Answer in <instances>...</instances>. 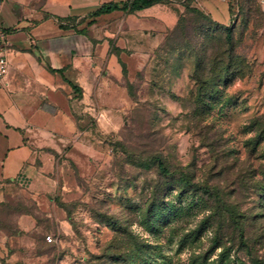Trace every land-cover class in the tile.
<instances>
[{"label":"rangeland","instance_id":"rangeland-1","mask_svg":"<svg viewBox=\"0 0 264 264\" xmlns=\"http://www.w3.org/2000/svg\"><path fill=\"white\" fill-rule=\"evenodd\" d=\"M260 1L160 0L155 13L170 28L161 25L159 34L129 31L124 16L110 21L126 29L102 34L144 53L145 66L122 81L124 110L111 112L102 128L87 121L98 137L80 143L86 153L71 190L39 205L29 192L8 187L0 203V264H264V196L253 183L255 174L263 177L264 144L247 131L264 114ZM208 4L228 5L227 25L204 10ZM225 28L249 66L242 79L199 104L192 97L196 56H210V42ZM158 158L170 177L160 174ZM190 178L192 186L181 189ZM233 207L257 216L246 223L248 247H238L236 230L224 223Z\"/></svg>","mask_w":264,"mask_h":264},{"label":"crops","instance_id":"crops-1","mask_svg":"<svg viewBox=\"0 0 264 264\" xmlns=\"http://www.w3.org/2000/svg\"><path fill=\"white\" fill-rule=\"evenodd\" d=\"M129 1L0 0L9 62L0 84V203L10 186L29 192L39 205L71 190L78 157L86 153L80 143L98 137L87 121L102 128L111 112L124 110L122 81L145 66V54L131 53L102 31L126 29L124 22L110 24L123 16L131 32L159 34L162 25L155 13L159 4L129 12L124 9ZM112 6L116 9L103 12ZM204 8L228 24V5ZM168 28L163 21L162 30Z\"/></svg>","mask_w":264,"mask_h":264},{"label":"trees","instance_id":"trees-1","mask_svg":"<svg viewBox=\"0 0 264 264\" xmlns=\"http://www.w3.org/2000/svg\"><path fill=\"white\" fill-rule=\"evenodd\" d=\"M160 3V0H132L124 4V9L129 12H134ZM114 9H116L114 6L106 7L103 9V12H111ZM193 12L199 16L205 17L199 9L195 8ZM225 30L226 34L223 37L224 39L214 38V41L210 42L216 45L215 49L212 48V54L210 56L206 55L201 57L199 54L196 56L195 83L198 85V92L196 95L192 94V97L195 98L196 102L199 104L206 103V99L213 97L215 92H219L220 88H228L235 80L242 79L245 76L244 69L249 66V62L246 58L236 54L233 30L228 28H225ZM174 33H176V31H174ZM247 131L255 135L257 145L264 144V114L254 117L247 125ZM156 162L162 176L170 177L173 174L165 161L161 158L156 159ZM258 176V174H255L253 178L254 193L262 197L264 196V173L261 179H259ZM191 183V178L187 180L184 179L181 184V189H186V186ZM228 212H230L231 220H224V223L227 224L226 227L236 230L235 236L238 234L240 238V243L237 245L238 247H248L247 243L244 241L246 223H248L249 219H253L252 221L257 222V216H252V218L243 216L238 207H233L231 210H228ZM219 243L220 238L216 237L213 244L220 247ZM241 263L244 264L243 262Z\"/></svg>","mask_w":264,"mask_h":264},{"label":"built area","instance_id":"built-area-1","mask_svg":"<svg viewBox=\"0 0 264 264\" xmlns=\"http://www.w3.org/2000/svg\"><path fill=\"white\" fill-rule=\"evenodd\" d=\"M261 6L264 10V0L260 1ZM7 33L5 30L0 28V84L4 82L9 72V62L7 57ZM48 243L54 242V238L51 235L46 237Z\"/></svg>","mask_w":264,"mask_h":264}]
</instances>
